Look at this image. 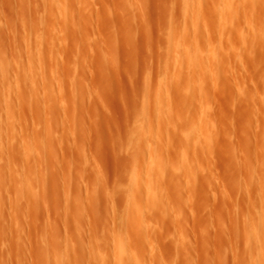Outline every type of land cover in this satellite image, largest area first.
<instances>
[{
    "label": "rangeland",
    "instance_id": "374dc122",
    "mask_svg": "<svg viewBox=\"0 0 264 264\" xmlns=\"http://www.w3.org/2000/svg\"><path fill=\"white\" fill-rule=\"evenodd\" d=\"M224 1L0 0V264H264V0Z\"/></svg>",
    "mask_w": 264,
    "mask_h": 264
},
{
    "label": "bare ground",
    "instance_id": "6f19581e",
    "mask_svg": "<svg viewBox=\"0 0 264 264\" xmlns=\"http://www.w3.org/2000/svg\"><path fill=\"white\" fill-rule=\"evenodd\" d=\"M186 1V0H185ZM227 1V0H226ZM226 1H224V2H226ZM238 1V0H237ZM258 1V0H257ZM189 2V1H188ZM250 3L252 2V1H249ZM186 3V2H185ZM234 3H236L238 6H240L241 8H244L245 6H247L248 4H246V2H243V3H241V1L240 2H236V0H235V2ZM233 3V4H234ZM249 3V4H250ZM260 3V2H259ZM187 4V3H186ZM190 4V3H189ZM197 4V3H196ZM223 4V3H222ZM225 4V3H224ZM232 4V5H233ZM198 5V4H197ZM231 5V6H232ZM206 6V5H205ZM233 6H235V5H233ZM243 6V7H242ZM250 6V5H249ZM221 7V6H220ZM227 7V6H226ZM183 8V7H182ZM200 8V7H199ZM205 8V7H204ZM234 8V7H233ZM239 8V7H238ZM237 8V9H238ZM249 8V7H248ZM250 8H252V7H250ZM256 8V7H255ZM190 9V8H189ZM188 9V7H187V9H185V10H189ZM220 9H222V7L220 8ZM235 9V8H234ZM233 9V10H234ZM247 10V9H246ZM221 11V10H220ZM240 11L242 12L243 11V9L241 10L240 9ZM231 12V11H230ZM229 12V13H230ZM240 12V13H241ZM219 13V12H218ZM221 13V12H220ZM228 13V12H227ZM232 13V12H231ZM239 13V12H238ZM195 14V13H194ZM222 14V13H221ZM242 14V13H241ZM188 15V14H187ZM190 15V14H189ZM229 15H231V14H229ZM232 15H233V13H232ZM234 15H236V14H234ZM196 16V15H195ZM219 16H221V15H219ZM223 16V15H222ZM238 16V15H237ZM235 17V16H234ZM224 18V17H223ZM233 18V17H232ZM239 18V17H238ZM169 19V18H168ZM202 20V19H201ZM200 20V21H201ZM231 19H229V21H230ZM235 20V19H234ZM228 21V22H229ZM236 21V20H235ZM227 22V23H228ZM201 23V22H200ZM171 25V24H170ZM195 25V24H194ZM204 25V24H203ZM228 26H230V25H228ZM224 27V26H223ZM204 28V27H203ZM200 29V28H199ZM219 29V28H218ZM217 29V30H218ZM186 29H184V31H185ZM190 30V29H189ZM171 31V30H170ZM220 31V30H219ZM222 31V30H221ZM235 31V30H234ZM191 32V31H190ZM189 32V33H190ZM201 32V31H200ZM203 32V31H202ZM185 33V32H184ZM168 34V33H167ZM209 34V33H208ZM185 35V34H184ZM183 35V36H184ZM167 36V35H166ZM172 36V35H171ZM200 36V35H199ZM203 36H204V34H203ZM258 37V36H257ZM182 38V37H181ZM197 38H198V36H197ZM197 38H195L194 40H193V42H192V45L194 44V46H196L195 44H198V39ZM202 38V37H201ZM199 40H201L200 38H199ZM191 41V40H190ZM171 42H172V40H171ZM202 42V41H201ZM227 42V41H226ZM191 43V42H190ZM208 44V43H207ZM191 45V44H190ZM206 45V44H205ZM172 46V45H171ZM170 46V47H171ZM182 46V45H181ZM231 46V45H230ZM199 47H201V46H199ZM205 47V46H204ZM189 48V47H188ZM230 49V48H229ZM197 50H198V48H196L195 47V49L192 51V52H188V54H187V61H188V63L190 64V66L191 65H195V64H197L198 63V61H197V55L198 54H200V53H203V52H200V53H198L197 52ZM169 51V50H168ZM172 51V50H171ZM187 51V50H186ZM199 51H201V50H199ZM206 52V51H205ZM206 54V53H205ZM210 55V54H209ZM222 55V54H221ZM204 56L205 55H203V57L201 58V59H204ZM199 60V59H198ZM219 61V60H218ZM220 62V61H219ZM187 63V64H188ZM199 63H201L200 61H199ZM220 64V63H219ZM198 66V65H197ZM203 66V65H202ZM192 67V66H191ZM196 68H198V67H196ZM222 68V67H221ZM191 69V68H190ZM191 71V70H190ZM222 71V70H221ZM172 72V71H171ZM194 76V75H193ZM206 76V75H205ZM161 84H163V83H161ZM201 84V83H200ZM158 85V84H157ZM167 86V85H166ZM199 86V85H198ZM202 86V85H201ZM163 89H164V87H163ZM201 93V92H200ZM202 94V93H201ZM169 102V101H168ZM148 104V103H147ZM164 105V104H163ZM159 112H160V110H159ZM207 118V117H206ZM207 123V122H206ZM209 123H211V122H209ZM140 125H142V124H140ZM157 139V138H156ZM162 146V145H161ZM203 147V146H202ZM212 147V146H211ZM204 149V148H203ZM7 151V150H6ZM205 151V150H204ZM157 160V159H156ZM264 161V160H263ZM156 162V161H155ZM2 163V162H1ZM264 168V167H263ZM264 170V169H263ZM157 181H158V179H157ZM156 182V181H155ZM168 182V181H167ZM156 184V183H155ZM164 186V185H163ZM147 188H148V186H147ZM155 188V187H154ZM154 190V189H153ZM153 190L152 189H147L146 191H147V197H149V198H151V199H153V201L152 202H154V204H156L157 205V201H158V199H160L159 198V195H158V197H157V193L155 192V190H154V192H153ZM158 190V189H157ZM165 190V189H164ZM158 192V191H157ZM162 192V191H161ZM167 197V196H166ZM146 198V197H145ZM164 198H165V196H164ZM256 201V200H255ZM156 202V203H155ZM260 202H262V200L260 201ZM254 203V202H253ZM2 204V203H1ZM159 204H160V202H159ZM260 205V204H259ZM256 206V205H255ZM262 206H263V204H262ZM261 206V207H262ZM157 207V206H156ZM162 207V206H161ZM160 207V208H161ZM255 208V207H254ZM261 211V210H260ZM253 212L255 213V211L253 210ZM262 213V212H261ZM263 215V214H262ZM263 217H264V215H263ZM262 217V218H263ZM248 218L250 219V217H249V215H248ZM250 221V225H251V223H252V221L251 220H249ZM260 224V223H259ZM251 227V226H250ZM251 229V228H250ZM248 232V231H247ZM251 257L253 258V259H255V258H257V260L260 258V260H263L264 259V223H261L258 227H256V228H254L252 231H251ZM142 239V238H141ZM143 240V239H142ZM141 240V241H142ZM6 242V241H5ZM147 243V242H146ZM149 245H151V244H149ZM155 246V245H154ZM150 247V246H149ZM129 249V248H128ZM249 251V250H248ZM72 252V251H71ZM130 255V254H129ZM71 256H72V254H71ZM131 257H132V254H131ZM134 258V257H133ZM226 258V257H225ZM251 258V259H252ZM249 259V258H248ZM133 260V259H132ZM132 260H130V261H132ZM134 260H137L136 259V257L134 258ZM140 260V259H139ZM259 260V261H260ZM136 262V261H135ZM252 263H253V261H252ZM255 263H258V261H256ZM260 264H263V263H261L260 262Z\"/></svg>",
    "mask_w": 264,
    "mask_h": 264
}]
</instances>
